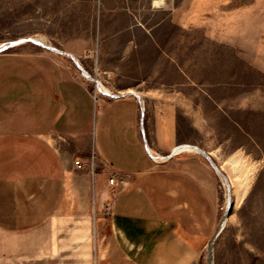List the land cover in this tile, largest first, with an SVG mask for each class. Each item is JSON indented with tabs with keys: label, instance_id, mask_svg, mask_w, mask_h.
Masks as SVG:
<instances>
[{
	"label": "crops",
	"instance_id": "obj_1",
	"mask_svg": "<svg viewBox=\"0 0 264 264\" xmlns=\"http://www.w3.org/2000/svg\"><path fill=\"white\" fill-rule=\"evenodd\" d=\"M153 1L0 0L4 12L27 6L31 24L0 40L18 42L0 51V264H209L221 221L212 163L250 184L264 167V104L246 99L239 117L206 95L164 50ZM58 54L81 75L95 56L106 81ZM98 80L118 95L95 100ZM93 150L115 188L86 169Z\"/></svg>",
	"mask_w": 264,
	"mask_h": 264
},
{
	"label": "rangeland",
	"instance_id": "obj_2",
	"mask_svg": "<svg viewBox=\"0 0 264 264\" xmlns=\"http://www.w3.org/2000/svg\"><path fill=\"white\" fill-rule=\"evenodd\" d=\"M152 4V11L155 7L161 8L158 13L145 8L152 22L165 17V29L160 33L166 42L164 50L179 57L183 63L181 70L201 77L206 95L220 100L227 113L239 117L246 115L247 110H243L246 99L255 107L261 106V101L264 104V0H154ZM3 6L0 3V40L9 35H30V9L23 5L21 12H4ZM24 44L39 46L33 41ZM57 57L61 65L70 64L81 78L86 75L96 80L98 74L107 79L97 68L95 56L84 59L88 68L83 75L70 56L58 54ZM105 84H102L104 88L117 86ZM91 88L97 101L115 97L103 93L98 82L92 83ZM252 109L248 114H256L261 120L262 111ZM259 134L262 143L264 137L262 132ZM93 153L96 154L93 150L91 157ZM262 156L258 154V158ZM260 166L247 187L248 181L242 175L233 176L236 171L233 181L223 170V176L215 172L221 195L220 219L229 199L232 206L226 225L216 237L214 264H264V167ZM95 168L97 173L104 170L111 174L107 162L100 156L95 158Z\"/></svg>",
	"mask_w": 264,
	"mask_h": 264
},
{
	"label": "bare ground",
	"instance_id": "obj_3",
	"mask_svg": "<svg viewBox=\"0 0 264 264\" xmlns=\"http://www.w3.org/2000/svg\"><path fill=\"white\" fill-rule=\"evenodd\" d=\"M157 2V1H156ZM35 39V38H34ZM32 40H33V38H32ZM19 41V40H18ZM36 44L38 43V44H40L41 46H44V47H46L47 49H50V50H56V51H58L54 46H52V45H50V44H48L47 42H45L44 41V39H38V38H36V40H33ZM16 44H18V42H14V41H11V42H7V43H5V44H3L2 43V45L0 46L1 48H6L7 46H12V45H16ZM61 53V52H60ZM72 56V55H71ZM77 60V59H76ZM98 87L100 88V90L103 92V93H105V94H107V95H110V96H112V94L108 91V88L106 87V88H104L103 86H102V83L100 82V81H98ZM235 161V160H234ZM234 168H235V165H234ZM233 176H236V177H239L240 178V174L239 173H237L236 172V174H234ZM242 185V184H241ZM245 185V184H244ZM243 185V186H244ZM240 192V191H239ZM239 194H241V193H239ZM231 206H232V200L231 199H229L228 200V204H227V208H226V212L224 213V215L222 216V221H221V223H220V227H219V230H218V234L217 235H219V233H220V231L222 230V228L226 225L225 223H226V220H227V218H228V215H229V213H230V208H231ZM228 212V213H227ZM208 255H209V259H210V264H214V257H215V254H214V246H213V244H211V247H210V250H209V253H208Z\"/></svg>",
	"mask_w": 264,
	"mask_h": 264
},
{
	"label": "built area",
	"instance_id": "obj_4",
	"mask_svg": "<svg viewBox=\"0 0 264 264\" xmlns=\"http://www.w3.org/2000/svg\"><path fill=\"white\" fill-rule=\"evenodd\" d=\"M95 100L97 99V97L94 95ZM97 157L96 154L93 153L92 157H90V160L87 163V167L86 169H88V171L90 172V174L92 175V177L94 178L95 175L97 174V169L95 168V158ZM75 165L78 169H84L85 164L80 160V159H76L75 160ZM109 169L110 166H109ZM109 184H111L112 187L115 188V186L119 185L118 180H117V172L114 171L113 169H111V174L109 176Z\"/></svg>",
	"mask_w": 264,
	"mask_h": 264
},
{
	"label": "water",
	"instance_id": "obj_5",
	"mask_svg": "<svg viewBox=\"0 0 264 264\" xmlns=\"http://www.w3.org/2000/svg\"><path fill=\"white\" fill-rule=\"evenodd\" d=\"M33 40H36V39H34L33 38ZM32 39H31V41H33ZM34 42V41H33ZM35 43V42H34ZM38 44V43H37ZM40 45V44H39ZM52 45V44H51ZM41 46V45H40ZM52 46H54V45H52ZM8 47V46H7ZM7 47L6 48H1L0 47V51L1 50H5V49H7ZM44 47V46H43ZM55 47V46H54ZM46 48V47H45ZM56 48V47H55ZM57 49V48H56ZM50 50V49H49ZM58 51H56V50H53V51H56V52H61L59 49H57ZM52 51V50H51ZM75 61H76V59H75ZM77 62V61H76ZM78 66H80L79 65V63H78ZM80 68L82 69L83 68V66H80ZM112 95H114V96H117L118 94H114V93H112ZM212 165L214 166V169H215V171L217 172V173H219L220 175H222L223 176V174H222V171H221V169L219 168V167H217L216 165H214L213 163H212ZM228 213V212H227ZM221 221H222V219H221ZM221 221H220V223H221ZM220 225V224H219ZM220 227V226H219ZM218 230H219V228H218ZM218 230H217V232H216V234H215V237L217 236V234H218ZM214 237V238H215ZM213 244V243H212ZM210 247H211V245H210ZM209 264H210V259H209Z\"/></svg>",
	"mask_w": 264,
	"mask_h": 264
}]
</instances>
